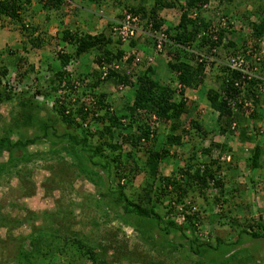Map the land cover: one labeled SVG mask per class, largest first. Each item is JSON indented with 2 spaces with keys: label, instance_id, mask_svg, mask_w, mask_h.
I'll list each match as a JSON object with an SVG mask.
<instances>
[{
  "label": "trees",
  "instance_id": "1",
  "mask_svg": "<svg viewBox=\"0 0 264 264\" xmlns=\"http://www.w3.org/2000/svg\"><path fill=\"white\" fill-rule=\"evenodd\" d=\"M208 1L128 0L122 4L123 0H85L79 4L80 9L70 6L73 21L67 26H74L77 19H82L84 28L77 24L73 32L67 28L56 34L57 42L63 43L67 51L60 49L56 53V64L45 68L48 75L43 79L36 74L32 79L28 77L33 66L24 67L19 54L9 61L11 67H7L0 52V107L6 108V116L0 115V156L7 155L0 162V176H16L21 181L18 188L23 189L22 185L27 188L26 181L19 177V165L27 167L38 159L43 160L51 172V184L62 192L53 198L51 209L39 213L21 208L19 197L7 192L1 200L3 204L0 202L1 262L113 264L106 261L104 250L113 241L102 236L100 241L93 239L95 246L92 240L80 237L72 229L75 210L84 216V211L90 208H99L103 218H108L111 212L113 218L133 228L146 245L156 249L169 263L181 261L175 255L177 248L184 255L188 253L196 258L195 264H211L204 261V253H210L220 244L234 245L243 235L252 240L264 238L262 216L239 220L234 216L236 205L232 206L234 209L224 210L223 204L228 201L222 200L225 188L222 172L218 174L219 163L214 159L200 165L194 162L196 152L209 156L210 148H181L182 165H174L169 175L159 171L160 165L172 155L169 149L181 146L178 134L181 116L188 119L195 132L208 133L196 119L198 100H203L208 113L215 114L213 128L218 135L237 131L239 141L253 144L248 151L247 168L254 171L261 167L257 135H249L245 125L256 123L264 116L261 110L264 108V55L260 54L259 46L264 36V0H242L251 5V11L238 14L236 26L226 11L221 14L219 10L207 8ZM216 1L219 6L232 3V0ZM242 1L239 3L243 4ZM37 3L46 11L45 29L49 19L54 20V11L58 10L60 17L65 16L61 0H38ZM91 3L97 9L101 4L106 9L120 5L131 19L128 21L131 35L125 42H114L108 25L93 34L87 32L91 22H95L94 16L99 19L102 15L83 10ZM28 4L29 0H0V21L18 23L25 39L20 48L27 53L46 45L39 34L33 35L38 32L36 26L29 25L30 22L24 25L23 21L28 18L23 13ZM169 9L179 11L174 25L159 16L161 11ZM247 14L257 20L248 22ZM143 30L149 37L142 36ZM154 42L160 48L150 53L154 51L165 59L161 62L164 79L159 78L160 81L155 77L158 66H152L156 55L148 54L146 47L149 44L156 47ZM86 54H93L92 63L97 68L84 75L89 79L86 83L79 82L89 89L80 99L71 95L79 86L66 74L69 72L65 66ZM236 56L242 60L240 70L227 65L226 59ZM136 65L139 70L133 72ZM26 80L30 82L24 85ZM106 87L120 93L122 102L116 110L110 107L113 95L105 91ZM122 87L128 88L129 98L121 96ZM199 88H202L199 98L188 100L183 96L185 89ZM247 105L251 110L246 114ZM39 112H44V116ZM55 125L62 127L60 131ZM42 140L49 142L47 152H26L28 146ZM210 147L222 148L213 143ZM136 165H141V170ZM140 172H144V178L133 187L134 178ZM81 177L92 186L94 194L83 196L74 188L73 183ZM211 189L217 191L216 196L206 194ZM229 191L237 197L247 194L232 185ZM251 191L248 193L253 196ZM194 197L202 203H195ZM7 208L21 209V213H11ZM216 208H220L218 214L214 212ZM201 213L207 215L201 216ZM177 218H181L180 223L175 221ZM203 218L208 228L202 223ZM221 218L227 220L230 231L222 238L210 233V227H220L217 220ZM26 227L25 233L18 232Z\"/></svg>",
  "mask_w": 264,
  "mask_h": 264
},
{
  "label": "rangeland",
  "instance_id": "2",
  "mask_svg": "<svg viewBox=\"0 0 264 264\" xmlns=\"http://www.w3.org/2000/svg\"><path fill=\"white\" fill-rule=\"evenodd\" d=\"M127 1L128 0H123L122 4L127 3ZM241 1L242 0H232V3L227 6L225 4L219 6L216 0H209L207 8L211 10H219L221 14L226 11V16L230 18V22H232L234 26H236V16L242 12L245 13L251 11V5L249 3H244V1H242L243 4H240L239 2ZM27 8L28 9H26V13H23V15H26V17L28 18V20L25 19V21H23L24 25H28V23L30 22L29 25L36 26V30L38 32L35 33L39 34L40 37L42 36V40L46 45H44V47H42V49L39 51L30 50L28 51V53L22 51L20 46L25 39L23 35H21L20 26L18 25V23L6 20L0 21V52H3L1 58L4 60V64L8 65L7 67L10 68L11 66L9 64V61H13V59L15 58L14 56H16V54H19L20 56H22V60H24V67H28L29 65L33 66V72L28 74V77L32 79L33 74H36L43 79L48 75L44 72L45 68H49L50 65L56 64V53L59 52L60 49H65V51H67V47H64L63 43L60 44L59 42H57L55 38V30L58 29V31H60L63 28H61L62 25L60 26V28H58L56 22H52L49 24L47 22L45 29L43 26V24H45V20L43 18L44 10H42V8L38 7L37 5L35 7L28 6ZM227 8H230L231 10H228ZM101 16L102 15H100L99 18V21H101V23H96L99 30L100 27H102L103 29V27H105L106 25L109 26L108 19ZM159 16L165 22L174 25L178 20L179 11L176 9L163 10L160 12ZM215 18H218V15L215 16ZM247 18L249 20L248 22L257 20L255 17H253V15L250 14H247ZM91 25V27L89 25V29L87 31L88 33L92 34L96 32V30L98 31V29L95 27L96 25H94L92 22ZM42 28L44 30H42ZM69 30L72 31L73 29ZM242 30V33L245 34L246 28L245 30ZM234 31H237V27L236 29L234 27ZM142 33V36H144L145 38L149 37L147 36L149 34L146 31L143 30ZM262 41L264 42V39ZM115 46L119 47L118 45ZM146 47L147 53L149 54L150 51L153 50V48L150 44L149 47L147 45ZM26 48L29 49L28 43ZM150 54L156 55L154 51ZM92 57L93 54L82 55L76 61H73L65 66V70L69 72L66 74L70 76V79L75 80V83H77L79 86L77 89H75V92L71 94L72 97L77 96L81 99L82 95H84L83 93L89 91L88 88L83 87L84 85L80 86L79 82L82 81V83H86L89 79L88 77H84V75L88 76V74H90L92 70H96L97 67L92 63ZM147 57L152 58V56L150 55ZM164 61V57L157 55L155 59L152 60V66L154 68L158 66L159 68V71L157 70L155 73V77L159 81V78H162V80L164 79V71L162 69L163 65L161 64V62ZM135 69L136 71H138L139 67L136 65L133 72H135ZM10 74H12V71H10ZM29 82V80H26L23 84L26 85L29 84ZM169 86H171L172 88L175 87L173 84ZM99 89L100 87L97 88V90ZM105 91L113 95L111 97L110 107L112 110H116L115 107H119L120 103L122 102L120 93H118V91H115L112 87H106ZM197 91V93L194 90L184 91L183 96L188 100H195L199 98V93L202 92V88L197 89ZM127 93L128 88L125 87L122 91L121 96L124 95V98H129V95ZM196 107V119L199 121V123H203V126L206 130L203 127L202 130L208 133H206L205 135L201 130H197L195 132L191 125H189L188 119H185V117L181 116L179 128L183 130L180 129L179 131V129H177V132L179 131L178 134L180 135L181 146H174L169 149V152L172 155H170V157L160 165V173L163 175H169L174 165H182V161L180 160L181 148L184 150H187L192 146L202 149L210 148L209 156L203 155L200 152H196L194 155V162H197V164L200 165L206 164L210 159H214L217 161V163H219L220 169L218 174L222 172V182L224 185L223 187L225 188V192L222 195V200L226 199L225 201H228L227 203L223 204L224 210L231 209L232 206L236 205L235 209L234 207L232 208L235 210L234 216H236L239 220L243 218H246L248 220L256 219L258 216H262V218L264 219V121L254 123L251 125V127L249 122H247L245 125L246 129H248L247 131L249 135H257V146H260L259 164H261V167H259L258 169H254V171H250V169H248L246 165H248V163L250 162V155L248 151L252 148L253 144L249 142L239 141V138L237 137V131H234L230 135H218L214 131L215 127L213 128V126L216 124L215 114L213 112L208 113L206 111L207 107L205 106L203 100H198ZM261 110L263 112L264 108ZM1 114L6 116V108L0 107V115ZM39 115L41 117L44 116V112H39ZM55 128L60 131L62 127L55 125ZM252 132L256 133L254 134ZM29 133H31V131H29ZM13 139H15V136H13ZM212 143L221 145L222 148L215 149L214 147H210V144ZM48 145L49 142L42 140L37 144L28 146L26 152H47ZM6 156L7 155L3 153L0 156V162H4L7 158ZM139 159L141 158L139 157ZM42 161L38 159L34 163L32 162V164L27 167L19 165V177L20 179L22 178V180L24 179L26 181V185L29 186L27 187L28 189L24 185H22L23 189L18 188V182L21 183V181H19L16 176L1 174L0 202L2 199H4V196H6L7 192L9 193L10 191L12 194H14V197H19L18 202L22 204L21 208L23 206L24 208L36 211L37 213L42 212L46 208L51 209L53 207V198L57 197V194L59 193V191L61 192V189L57 187V185L51 184V172L48 170L47 165L42 163ZM225 166H227L229 169L225 168ZM137 167L141 170L142 166L139 165ZM143 178L144 172H140L134 178L132 186L135 187L136 185H138L141 180H143ZM80 179L81 180L73 183L74 188L77 191L82 192L83 196L85 194H94L92 186L88 182H86L83 177H81ZM249 179H251V182H247V180ZM231 185L235 189L243 191V193L247 192V194L245 193L243 197H237L236 193L239 194L238 190H236V193H230L229 190ZM250 190L253 191V196L252 193H248L250 192ZM61 194L62 192L60 193V195ZM206 194L216 196L217 191L215 189L206 190ZM194 202L197 204L202 203L196 197H194ZM198 205L195 207V210L198 209ZM105 209L106 211L108 210V208ZM6 211L14 214L16 213L18 215H20L21 213V209L17 208H7ZM219 211L220 208L214 209V212L216 214H218ZM74 215L75 219L72 229L74 231H77L80 237L84 236L88 240H92V244H94L95 246L97 245L93 242V239L95 242L100 241V237L102 236H107L111 241H113L112 246H108L109 244H107V246L104 247L106 261L108 262H113V264H177L173 262L169 263L162 259L161 256L158 255V251L156 249L149 247L148 243L146 245V243L141 240L140 235L137 234L133 230V228L125 225L122 221L113 218V214L111 212H108V218L102 217V213L99 208L86 209V212L84 211V216H82V214L80 215L79 210H75ZM206 215V213H201V216ZM180 220L181 218L175 219L177 223H180ZM202 220L204 226L206 225L205 227L208 228L206 220L204 218ZM217 222L220 224V227H210V233L222 238L224 237L223 235L226 232H230L228 223L227 220L223 218L217 220ZM130 223L134 224V221L131 220ZM27 229V227L26 229L22 228L19 229L18 232L25 233ZM176 252L177 253H175V255H179L181 259L178 264H195L196 258L191 256L190 254L185 253L184 255L183 250L180 248H177ZM204 254L206 255L204 261L206 260L211 264L213 262H215L216 264H264V238L252 240L246 238V236L243 235L240 240L234 245L220 244L210 253ZM252 255L253 258L251 257ZM252 259H254V261ZM0 264L7 263L0 261Z\"/></svg>",
  "mask_w": 264,
  "mask_h": 264
},
{
  "label": "crops",
  "instance_id": "3",
  "mask_svg": "<svg viewBox=\"0 0 264 264\" xmlns=\"http://www.w3.org/2000/svg\"><path fill=\"white\" fill-rule=\"evenodd\" d=\"M30 1H31V3H30ZM83 1L85 2V0H61V5L64 6L63 12H64L65 16L64 17H60L59 16V13H57L58 10H56V11H54V14H53V16H54V21L53 22H56L58 24L59 23L58 20H60V21L62 20V22H63L62 25L63 26H66V28H68V29H74L75 25H77V24L79 25V27H82L83 28L84 25H85L84 22H83V20L82 19H79L78 20L77 18H76L77 19V22H75V25L74 26H70V27L67 26V24L70 23V21L71 22L73 21V18L70 15V13L72 14V12L69 11L70 6H72V7L74 6V7H78L79 8L80 7L79 4L81 2H83ZM36 2H38V0H35V4H34V0H29V4L26 5V9H28L27 8L28 6L35 7L37 5L38 7H40V5L38 3H36ZM98 7H99V9L96 8V5L94 3H91L88 8H83V10L89 12V14H93V13H97L98 14V13H101L106 18H115L119 14V13L117 14L118 10L121 8L120 5H117L116 8L106 9L102 4L100 6L98 5ZM100 10L102 12H99ZM66 12L68 14H66ZM25 13H26V11H25ZM43 14H44L43 18L45 20V14L46 13L44 12ZM94 19H95L94 25H96V23H101V21H99L100 19H97L95 16H94ZM52 20L53 19L50 18L48 22H50ZM95 27L99 31L98 26L96 25ZM101 29H102V27H100V30Z\"/></svg>",
  "mask_w": 264,
  "mask_h": 264
},
{
  "label": "clouds",
  "instance_id": "4",
  "mask_svg": "<svg viewBox=\"0 0 264 264\" xmlns=\"http://www.w3.org/2000/svg\"><path fill=\"white\" fill-rule=\"evenodd\" d=\"M43 1H45V0H43ZM120 10L122 11V12H117V16L115 17V18H107L108 19V21H109V28H108V30L110 31V33H111V39L115 42V41H118V40H121L120 39V34H119V32H118V27H119V25H120V22H121V20L123 19V17L125 16V14H124V11H123V9L122 8H120ZM169 10H172V9H169ZM100 17V16H99ZM101 17H104V15L102 14V16ZM120 17V18H119ZM179 17V16H178ZM53 21H50V22H48V24L49 23H52ZM59 22V21H58ZM61 22H62V20H61ZM62 24H63V22H62ZM61 23H58L57 24V27L58 28H60V26L62 25ZM165 27V26H164ZM61 28H63V29H61L60 31H62V30H64V29H66L67 30V28H66V26H64L63 27V25L61 26ZM60 31H58V29L57 30H55V36H56V34L58 33V32H60ZM74 31V29L71 31V32H73ZM147 32V31H146ZM35 34H37V33H35ZM34 34V35H35ZM40 37V36H39ZM41 39H42V36H41ZM128 39V38H127ZM126 39V40H127ZM264 38H262L261 39V41L259 42V46H260V48H262L261 47V44L263 43L264 44V42L262 41ZM126 40H124V42L126 41ZM122 41V40H121ZM115 45H118V44H115ZM154 45L156 46V47H153V45H152V48H153V50L154 49H157V48H160L159 47V45H158V43H155L154 42ZM261 50V49H260ZM261 54V53H260ZM231 60H234V62H236L237 60H241L240 59V57H238V56H236V57H230L229 59H226V61H227V65L229 66L230 65V67L232 68V69H234V70H240L241 68H235V67H232L231 66V64H230V61ZM222 61H224V59L222 60ZM242 65V60H241V64H240V66ZM175 88H177L176 86H175ZM187 90H189V89H185L184 91H187ZM190 90H192V89H190ZM193 91V90H192ZM194 91H196V93H197V90H194ZM247 108L248 109H246V114L251 110V106L250 105H247ZM263 113H264V111H263ZM262 121H264V116H262V118L258 121V122H262ZM257 123V122H256ZM252 124H254V123H250V127H251V125ZM232 127H233V125H232Z\"/></svg>",
  "mask_w": 264,
  "mask_h": 264
},
{
  "label": "built area",
  "instance_id": "5",
  "mask_svg": "<svg viewBox=\"0 0 264 264\" xmlns=\"http://www.w3.org/2000/svg\"><path fill=\"white\" fill-rule=\"evenodd\" d=\"M129 20H131L130 17L128 15H125L123 17V19L121 20L120 25L118 27V32L120 34V39L122 41L126 40L127 37H129V35H131V32L129 30L130 24L128 23ZM261 47L262 48L260 50V53L262 55H264V44L263 43L261 44ZM230 64H231L232 67H235V68L238 69V68H240L241 60H237L236 62H234V60H231Z\"/></svg>",
  "mask_w": 264,
  "mask_h": 264
}]
</instances>
